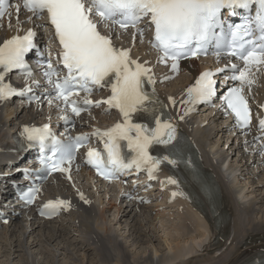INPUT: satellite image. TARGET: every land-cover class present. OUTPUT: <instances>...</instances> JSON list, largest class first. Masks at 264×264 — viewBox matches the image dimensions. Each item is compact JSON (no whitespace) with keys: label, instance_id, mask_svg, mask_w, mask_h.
<instances>
[{"label":"snow or ice","instance_id":"snow-or-ice-1","mask_svg":"<svg viewBox=\"0 0 264 264\" xmlns=\"http://www.w3.org/2000/svg\"><path fill=\"white\" fill-rule=\"evenodd\" d=\"M253 5L257 6L255 16H245L242 23L229 24L225 31L220 21L222 9L227 8L231 10V15H237L236 9L248 10ZM13 7L19 23L21 5ZM9 8L8 0H0V21L8 13L10 27ZM23 9L31 14L25 23H31L33 18L41 19L46 13L61 46L60 62L67 73L61 77L52 62L47 61L44 76L49 85L45 90L48 104L52 105L54 100L61 101V111L70 109L77 117L92 107L107 104L109 108L118 109L123 117L122 123L115 124L107 131L95 130L92 133L104 141L106 155L95 149H89L86 153L87 163L105 180L119 179L120 173L131 171L133 166L138 171L146 168L149 178L155 179V172L161 164L176 167L190 162L183 160L175 123L171 118L162 120L164 114L160 109L164 105L156 96L155 89L151 92L146 90V84L156 83L150 75L152 69L146 66L147 62L132 59L131 49L118 48L113 43L118 36L103 34L98 25H104L110 32L117 27L121 32L135 29V41L137 36L142 38L145 34L144 28L139 25L147 22L154 28L152 46L161 53L160 62L170 60L173 73L179 70L180 60L205 54L211 44H214L217 59L223 55L243 61V67L230 63L216 72H202L195 84L187 89L188 99L182 103H210L218 91V81L214 77L228 70L231 75H225L221 84L226 89L222 95V107L230 110L238 127L250 128L252 113L245 89L250 92L254 84L253 66L264 65V0H23ZM217 28H220V32L215 31ZM35 35L32 29H28L25 35H14L0 44V101L32 91L29 85L24 92L17 93L4 80L5 74L13 69L27 67L25 54L36 47L33 43ZM27 76L31 78L32 73L27 72ZM229 81L232 82L231 86ZM105 87L110 88L111 92L106 100L90 99L94 90ZM81 93H84L82 100L72 99ZM169 101L173 105L176 103L171 97ZM191 110H186L184 115ZM138 113L151 115L155 127L134 123L133 115ZM61 118L69 121L67 115ZM180 119H184V116ZM258 124L261 133H264V119H260ZM23 135L28 147L39 145V163L43 168L49 173H68L71 180L75 152L88 141L86 134L75 138L69 136L65 143L56 139L49 125L45 124L41 128L25 126ZM50 137L49 144L47 141ZM256 139L264 140V135ZM120 141H127L128 149L134 154L131 159L123 155ZM156 145L165 146L168 154L153 155L150 149ZM259 150L264 155V143L260 144ZM49 151L51 155L47 154ZM166 182L178 184L172 177ZM38 192V188H30L25 202L29 205L34 203ZM80 199L88 203L83 193H80ZM70 208L71 202L68 200H49L43 205L40 215L51 218L61 210Z\"/></svg>","mask_w":264,"mask_h":264},{"label":"bare ground","instance_id":"bare-ground-1","mask_svg":"<svg viewBox=\"0 0 264 264\" xmlns=\"http://www.w3.org/2000/svg\"><path fill=\"white\" fill-rule=\"evenodd\" d=\"M22 1L16 4L21 5ZM29 15L21 7L19 23L15 9L11 11L10 27L8 15L0 21V44L14 35H21L27 28L43 25L49 29L43 17L25 23ZM108 34L118 36L114 41L124 49L129 48L126 43L136 44L133 34L116 30ZM127 36L129 40L125 39ZM147 50L148 47L142 46L143 62L147 61ZM203 65V61L186 60L181 64L176 83L169 86L166 77L156 76L153 85L170 87L166 89L168 91H158V94L168 104L178 130L189 138L201 154L203 169L209 172L210 177L213 176L218 186V190H215L216 200L205 199L194 188L196 204L200 209L195 202L192 205L191 201H184L181 196L167 205L173 208L182 201L185 210L180 215L188 220L183 221L180 228L188 232L192 227L195 230L193 236L187 238L188 234L183 232L181 238L176 236L164 245L151 230L153 222L158 221L152 215L154 211L151 206L135 202V199L129 200L128 187L121 189L117 184L110 187L99 183L95 185L96 181L90 173L77 167L74 171L77 177L73 176L70 181L58 180L42 185L43 193L60 195L62 199L70 201V210H61L55 221L44 222L36 217L35 208L26 211L18 206L14 209L18 213L11 217L10 222L0 225V264H248L263 254L264 155L260 154V144L254 140L255 133L242 135L232 130L221 113L196 118L194 105L182 103L187 101V89ZM252 94L257 101L264 96V69L257 72ZM169 97L175 100V105L169 101ZM10 107L6 100L0 101V163L10 156L3 153L5 133H12L15 127L28 125L42 116H52L54 121L59 122L55 118L56 105H49L43 96L36 105L23 106L20 111ZM188 109L192 110L184 115ZM108 111L109 106L102 104L85 113L81 118L74 119L69 132L105 129L112 119ZM182 115L184 119H180ZM261 142L264 143V140ZM18 158L13 156V159ZM171 168L179 171V166ZM4 169V165L0 166V172ZM160 172L159 177H171L170 169L164 164L160 166ZM162 187L166 194L169 192L167 189H181L176 184L167 186L166 179ZM107 188L112 196H108ZM157 189L159 187L152 190ZM80 193L88 203L80 199ZM99 193H102L100 197L96 195ZM103 197L107 201L105 205ZM213 211L219 213L216 217L218 222L212 216ZM185 218L182 217V220ZM114 227L124 232L117 235ZM125 241L131 252L124 245Z\"/></svg>","mask_w":264,"mask_h":264},{"label":"rangeland","instance_id":"rangeland-1","mask_svg":"<svg viewBox=\"0 0 264 264\" xmlns=\"http://www.w3.org/2000/svg\"><path fill=\"white\" fill-rule=\"evenodd\" d=\"M177 82V81H176ZM175 82V83H176ZM174 84V83H173ZM170 87L167 86L166 89H169ZM217 139L219 138V136L216 137ZM216 140V139H215ZM221 143V141H220ZM222 144V143H221ZM157 195V194H155ZM162 197V196H161ZM104 201V204H105V200ZM179 206L175 205L173 208H169L167 207V204L165 203V200L164 198L162 197L159 201H158V205L157 206H154L152 207L153 209V217H157V220L159 221H155L153 222V224L151 225V230H153V235L155 236H158V240H160V242L162 241V243H164V245L173 240L176 236L181 238L183 232L188 234L186 235L187 238H190L188 236H193L195 234V230L191 227L190 230H182L180 228V226L182 225L183 221L185 220H188L185 218V216L183 215H180L181 212H184V206L182 205V201L180 200ZM109 216V219H112L111 215L108 214ZM182 217H184L185 219L182 220ZM152 226L154 228H152ZM115 230L114 232L117 234V235H121L124 231L123 229L122 230H118L117 227H114ZM177 229H179L177 231ZM119 233V234H118ZM180 234V235H179ZM122 240V238H121ZM122 242L124 243V240H122ZM127 248V250H129L130 252L132 251L131 248H129V244L127 243V241H125V244H124ZM97 264H100V263H97ZM135 264V263H134Z\"/></svg>","mask_w":264,"mask_h":264}]
</instances>
